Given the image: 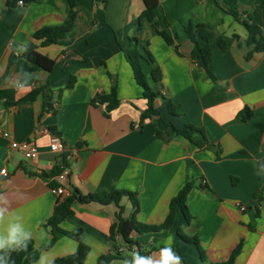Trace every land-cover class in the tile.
Returning a JSON list of instances; mask_svg holds the SVG:
<instances>
[{
    "label": "crops",
    "instance_id": "crops-1",
    "mask_svg": "<svg viewBox=\"0 0 264 264\" xmlns=\"http://www.w3.org/2000/svg\"><path fill=\"white\" fill-rule=\"evenodd\" d=\"M16 2L10 7L0 0V131H8L16 142H32L38 155L26 159L0 137V170L7 173L0 175L4 201L0 208L7 209L0 230L18 219L32 233L38 254L31 264L42 257L46 264L75 251L76 242L64 235L44 248L52 239L44 223L57 201L74 189L82 194L134 192L136 219L158 225L171 198L189 180L195 182L186 198L192 218L185 226L179 216L173 228L132 233L136 242L131 245L119 235H110L118 211L114 203L72 202V213L59 227L82 230V241L89 247L83 264H96L100 254L114 251L119 256L109 264L131 261L134 250L159 260L169 237L183 264H203L196 247L177 236L179 226L197 238L209 263L225 261L241 242L233 264H264V198L254 197L255 192L264 194V52L245 59L243 26L213 0H157L154 19L142 18L139 28L143 0H75L73 34L58 44L37 48L54 60L53 69L31 71L22 53L28 42L39 44L32 34L71 22L70 8L66 0H33L22 6ZM238 5L252 23L264 27V0H238ZM189 22L205 24L226 37V49H214L209 63L214 82L189 57L192 44L184 31ZM154 27L165 31L173 45ZM132 36L142 54L145 80L160 93L154 99L160 116L142 121L146 101L125 52ZM152 67H159L162 74L156 85L149 75ZM70 77L74 82L67 89ZM113 83L119 104L106 117L104 105H93L91 100L108 93ZM43 85L50 90L53 111L44 105L41 94L18 102ZM162 97L178 106L177 116L166 112ZM244 107L252 111L247 121L237 116ZM168 123L177 129L184 125L201 129L211 148L199 149L180 135L168 141L159 138L155 129L164 132ZM51 128L65 146L59 154L48 149ZM61 163L68 170L63 182L52 173ZM200 183L209 188H201ZM61 185L66 193L54 194L51 189ZM119 205L121 216L129 217V200L121 197Z\"/></svg>",
    "mask_w": 264,
    "mask_h": 264
},
{
    "label": "trees",
    "instance_id": "trees-1",
    "mask_svg": "<svg viewBox=\"0 0 264 264\" xmlns=\"http://www.w3.org/2000/svg\"><path fill=\"white\" fill-rule=\"evenodd\" d=\"M16 1L17 0H5V3L7 6L13 7ZM21 1L25 4L33 0ZM66 1L70 8L71 22L62 25L48 26L35 31L32 34V38L34 40H38L39 44L35 45L33 42H28L24 47L22 56L29 63L31 71L42 70L45 72H50L53 69L54 60L42 55L37 49L39 46L58 44L60 41L73 34V21L76 15L75 8L77 4L75 0ZM213 1L223 12L233 17V19L245 29L246 38L244 40V45L247 48L245 59H249L253 53L264 52V27H260L252 23L250 15L247 12L240 10L238 0ZM143 2L145 9L138 17V28L140 27V20L142 18H145L148 21H152L154 19L153 9L157 5V0H143ZM154 30L164 39L168 45H173V39L165 31L158 30L155 27ZM184 31L187 39L192 44V49L189 54L190 59L193 61V63H195L197 68L205 74L207 78L214 82L215 77L209 69V63L211 62L214 49H226V37L223 34L215 33L209 26L202 23L192 24L189 22L184 26ZM234 37L237 38L236 35ZM125 52L127 63L129 64L132 71L133 79L135 83L141 88V96L146 101V107L140 114V121L151 117H159L160 112L154 107V99L156 93H160L154 92L151 84L145 80L141 67L142 54L138 48V42L135 36L129 38V46ZM149 75L153 85H156L160 82L162 74L159 67H152ZM73 82L74 77H70L66 84V88H71ZM38 94L42 95L44 101L43 103L47 109L52 110L50 105L51 94L47 85L36 87L18 102L33 100ZM162 100L166 112L171 116H177L178 106L172 103L168 98L162 97ZM91 103L93 105H104L103 114L107 117L109 113L119 104L115 84H112L108 93L96 94L92 98ZM251 115L252 111L248 107L242 108L237 113V116L242 121H247ZM49 131L50 133L56 135L54 129L51 128ZM155 133L159 138H162L165 141H168L174 136L180 135L199 149L211 148V144L205 138L203 131L190 125H184L181 129H177L172 123H168L167 129L164 132H160L155 129ZM195 135L198 137L195 138ZM59 171V166H56L52 173L56 174ZM194 183V180L187 181L176 193V195L171 198L169 202L168 213L164 220L158 225H146L136 219L138 204L136 200V193L134 192L113 189L108 192L98 191L94 193L82 194L78 190L74 189L73 192L64 197L62 200L57 201L51 216L44 223V226L49 228L52 235L51 242L44 248L50 247L59 235H64L76 242L75 251L68 255L56 257L46 264H83V261L89 251V247L82 241L83 232L81 229L65 231L59 227L60 222L72 213V202H77L79 204L94 202L101 205L114 203L117 206L118 211L115 215V221L110 227V235L111 237L114 235H119L124 242H128L132 245L136 242L135 239L131 237L132 233L140 235L143 233L158 232L173 228L177 225L179 216L183 217V226L187 225L192 216L188 211L186 198ZM199 185L201 188H209L205 183H200ZM124 196L131 204V213L129 217L126 218L121 216L122 206L119 205L121 197ZM254 197L257 201H260L262 198H264V194L260 195L259 193L255 192ZM258 214V207H255V217H257ZM251 227L252 225H250V228ZM176 234L185 243L192 244L196 247L199 258L203 264H233L234 259L241 248V242H239L225 261L209 263L206 261L204 250L201 248L196 237L186 235L180 226L177 227ZM37 254L38 250L34 249L31 239L27 241L26 250L12 251L7 256H5L4 252H0V256L4 257V259L8 262L14 261V264H31L36 260ZM118 256L119 253L117 251L100 254L96 260V264H109Z\"/></svg>",
    "mask_w": 264,
    "mask_h": 264
},
{
    "label": "clouds",
    "instance_id": "clouds-1",
    "mask_svg": "<svg viewBox=\"0 0 264 264\" xmlns=\"http://www.w3.org/2000/svg\"><path fill=\"white\" fill-rule=\"evenodd\" d=\"M0 203H4L0 198ZM6 208H0V224L6 219ZM19 220H9L6 230H0V252H4L5 256L12 251H20L27 249V241L31 238L32 233L26 230ZM166 246L160 250V259L154 260L150 256H144L139 251L133 252L132 260L125 261V264H183L182 258L176 255L171 247L172 237L165 242ZM0 264H14V261H6L0 256ZM37 264H44L43 257Z\"/></svg>",
    "mask_w": 264,
    "mask_h": 264
},
{
    "label": "built area",
    "instance_id": "built-area-1",
    "mask_svg": "<svg viewBox=\"0 0 264 264\" xmlns=\"http://www.w3.org/2000/svg\"><path fill=\"white\" fill-rule=\"evenodd\" d=\"M17 5L22 6L23 2L21 0H17ZM0 137L8 141V146L12 150H18L22 153L23 157L26 159L34 160L37 158L38 151L36 146L28 141H21L16 142L12 139L10 133L8 131H0ZM64 143L63 141L55 134L49 133V139H48V149L51 153L59 154L64 151ZM60 171L57 174V179L61 182H63L67 176L68 170L64 163H61L59 165ZM6 170L2 169L0 170V175L5 176ZM52 192L56 195H64L66 193L64 186H59L58 188L51 189ZM240 209H244L243 206L240 205Z\"/></svg>",
    "mask_w": 264,
    "mask_h": 264
},
{
    "label": "rangeland",
    "instance_id": "rangeland-1",
    "mask_svg": "<svg viewBox=\"0 0 264 264\" xmlns=\"http://www.w3.org/2000/svg\"><path fill=\"white\" fill-rule=\"evenodd\" d=\"M163 108H161V110H162Z\"/></svg>",
    "mask_w": 264,
    "mask_h": 264
}]
</instances>
